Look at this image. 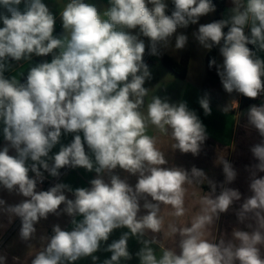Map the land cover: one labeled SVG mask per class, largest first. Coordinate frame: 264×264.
I'll list each match as a JSON object with an SVG mask.
<instances>
[{"label":"clouds","instance_id":"clouds-1","mask_svg":"<svg viewBox=\"0 0 264 264\" xmlns=\"http://www.w3.org/2000/svg\"><path fill=\"white\" fill-rule=\"evenodd\" d=\"M172 2L174 10L167 15L165 0H109L105 19L95 5L69 0L60 12L66 35L57 38L53 35L56 18L43 0H0V122L7 142L0 149V186L26 198L15 205H6L0 199V211L10 222L14 217L20 219L23 241L34 237L35 225L49 214H67L73 225L71 230L54 225L51 237L42 238L47 239L46 246L35 254L31 264H74L85 257L95 262L98 257L94 254L113 230L127 228L128 232L104 249L111 256L103 264H120L122 258H132L128 250L130 235L143 236L146 230L161 232L164 220L160 204L170 205L175 217L185 214L184 185L191 183L189 174L180 168L161 167L167 161L156 138L146 130L149 124L162 133L170 128L175 140L172 147L193 155L199 153L206 130L185 102L170 104L154 96L147 105V115L140 111L148 95L145 81L151 77L143 59L146 44L140 36L150 42L149 55L159 56L158 43L166 44L177 28L197 24L200 17L214 12L215 6L211 0ZM233 4L229 19L201 24L194 35L206 49L223 41L219 49L222 65H216L215 59L209 62V67L216 66L223 89L256 99L264 95V60L257 58L248 45L264 49V0H247L246 5L233 0ZM246 27L250 35H246ZM124 29L139 31L133 34ZM187 40L186 35L176 36L175 47L183 49ZM33 54H51L52 59L32 66L24 83L5 77L9 59L30 60ZM199 103L209 115L208 100L202 98ZM247 118L264 137V104L251 106ZM62 130L75 135L50 157ZM251 151L258 160L257 171L264 172V143ZM65 167L95 171L97 178L90 181L89 188L72 189L58 183L47 191L36 190L37 180L44 179L41 169L58 177ZM117 168L138 175L134 187L115 174L108 182L104 180L102 174ZM223 172L225 183L236 177L227 161H223ZM191 174L204 175L195 167ZM250 190L253 194L236 215L243 223L252 214L257 225L254 230H234L233 239L227 242L221 239L213 243L205 238L214 219L241 199L238 190L222 187L214 198H201V214L190 227L169 226L171 233L181 236L179 254L164 249L157 258L149 246L156 243L155 238L143 240L144 246L136 253L140 264H264V177L253 178ZM65 191L74 199H68ZM141 199L147 210L143 216L138 215ZM13 260L18 262L19 258ZM0 264H6L3 255Z\"/></svg>","mask_w":264,"mask_h":264},{"label":"crops","instance_id":"crops-1","mask_svg":"<svg viewBox=\"0 0 264 264\" xmlns=\"http://www.w3.org/2000/svg\"><path fill=\"white\" fill-rule=\"evenodd\" d=\"M43 2L49 7L50 11L56 18L55 29L61 31L63 36L66 35L62 21L60 19V12L63 7L69 2V0H43ZM85 3L93 4L97 7L101 16L110 7L109 0H84ZM247 0H242V3L246 5ZM167 4L166 14L168 15L173 8L172 0H165ZM150 8L151 4L148 5ZM234 7L233 0H226V7L222 14V19H229L232 15L231 9ZM23 10V3L20 5ZM213 13H209L199 18L201 24L211 23L213 19ZM106 19V17H103ZM2 26V24H0ZM193 24H189L187 28H177L176 33L169 38L167 43L160 42L157 44V49L160 53L159 56H153L156 61V65L148 67L151 73L150 79H146L144 87L148 89V95L144 97V103L140 108V111L146 116L147 105L151 102L154 96L160 97L162 100H166L170 104H179L185 102L189 110L194 111L206 130V139L201 144L200 151L197 155L192 153H182L178 149H174L172 145L175 140L171 137V129L169 128L166 133H162L158 128L149 124L147 128V134L153 136L157 140V147L164 154L167 163L161 167L166 168H180L188 172L191 183H186L185 196H184V208L185 214L182 217H175L172 215L173 209L170 205L160 204V215L163 217L164 225L159 233H152L150 230H146L143 236H131L128 240V250L132 256L130 260L120 261V264H140L139 258L136 253L144 246L142 241H151L155 238L156 243H152L149 246L154 250L157 258H159L164 249H172L179 254V243L181 236L179 233H171L169 226L175 225L177 228L190 227L194 218L201 214L202 203L201 198L205 195H212L213 198L220 194L222 187L238 190L241 194V199L234 201L229 210L219 214V219H214L212 225L208 226L206 230L205 238L210 242L219 243L221 239L226 242L232 240V233L234 230L252 231L257 225L254 216L249 214L248 219L243 223L239 222L237 218V211H239L241 205L249 198L253 193L250 190V183L253 178L264 177V172H258L256 165L258 160L254 157L251 149L257 144L264 143V137H261L258 130L248 123L247 112L248 109L253 106H259L264 104V95L255 103L244 109L239 108L240 94H229L224 89L222 84L219 88L213 92L203 95L201 92V84L205 79V67L202 64V71L197 70L194 66V60L190 62L189 70L185 78L176 75L174 72L164 67L162 60L164 56L170 57L172 60L178 62L181 56L190 52L192 49L186 44L183 49H177L175 47L176 36L180 35L184 30H189L187 43L192 42L195 38L196 28L191 30ZM133 34H136L139 30H128ZM245 33L250 35V29L245 28ZM63 38V37H62ZM143 39L146 46L149 45L147 37L140 36ZM222 46V45H221ZM220 46V47H221ZM219 47V49H220ZM210 49L204 48L203 60L206 62V54ZM251 50L255 56L261 60H264V49H260L258 45H252ZM194 53V52H193ZM220 51L218 50V61L221 58ZM156 58H159L158 61ZM52 55L48 57L32 55L30 60H21L19 62L11 61L9 59V68L5 71L6 78L15 77L22 83L23 78L27 77L28 70L41 62H50ZM155 63L152 59V64ZM151 64V65H152ZM195 72V78L190 77V73ZM206 98L209 102L211 113L205 115L203 108L200 106L199 100ZM75 134L69 133L62 135L58 144H56L49 156H54L59 152L62 146H65L71 142ZM82 135V133H81ZM6 141L3 137V124L0 122V149L6 145ZM85 150L89 156L94 160V156L87 145ZM11 155H15L14 150H10ZM223 161L229 162L236 172V177L231 183H225V174L223 172ZM28 163H32L30 160ZM52 160H49L51 165ZM195 167L198 170H202L204 175L196 177L191 174V169ZM61 170V169H60ZM59 170V171H60ZM43 175L52 177L49 173L41 169ZM118 175L121 179H126L131 186H135L138 175H132L126 171L117 168L112 173L102 174L106 182L109 181L110 175ZM97 178L95 171H87L84 168H71L65 175L62 183L69 185L72 189L76 188H89L90 181ZM215 185V192H212V186ZM37 191H42L37 187ZM65 195L68 199H74L71 192L65 191ZM0 199L6 201V205H15L26 199L22 195H18L15 192L9 193L6 189L0 186ZM151 201V197H147ZM156 203L155 201H151ZM144 200H140L141 210L138 213L139 216L147 214V210L143 208ZM64 205H61L63 209ZM82 219V217H77ZM71 218L67 214H61L56 216L49 214L47 219H41L36 225V233L34 237L29 241H23L20 238L19 232L21 228V221L18 217H14L11 222L7 214L0 211V255L6 257V264H31V260L35 257V254L46 246L47 239L53 234V226L59 225L64 230H71L73 225L70 223ZM251 225V227H249ZM127 228H118L113 230L109 240L102 242L101 249L95 253L98 260L93 262L91 257L81 258L74 262V264H103L105 259H109L110 252L105 251L109 244L118 240L123 233L128 232ZM238 243V242H236ZM262 255H264V246H261ZM13 257H18L19 261L13 260ZM238 264V262H237Z\"/></svg>","mask_w":264,"mask_h":264},{"label":"trees","instance_id":"trees-1","mask_svg":"<svg viewBox=\"0 0 264 264\" xmlns=\"http://www.w3.org/2000/svg\"><path fill=\"white\" fill-rule=\"evenodd\" d=\"M215 4H216V6H215V14H216L215 20L219 21V20H221L222 14L225 10L226 0H215ZM173 7H174V4H173ZM224 31L227 32L228 29H224ZM54 36L57 38H62L63 34L61 31H56ZM221 44H223V41H221ZM219 47H220V45L213 46L206 54V76H205V79L203 80V82L201 84V92L204 95L217 90L221 84L220 78L217 75L216 66L214 65L212 67H209V62L213 59H215L216 65L218 64ZM248 47L251 49L252 45L249 44ZM190 62H191V56L189 53H184L181 56L180 61H178V62L172 60L168 56H164V58L162 60V63L166 68H168L169 70H171L176 75H178L182 78L186 77L188 70H189ZM25 81H26V77L23 78L22 83H24ZM232 94H235V92H233ZM261 96L257 97L256 99H250V98L244 97L243 95L240 94L239 108L244 109L246 107L251 106L252 104H255L261 98Z\"/></svg>","mask_w":264,"mask_h":264},{"label":"rangeland","instance_id":"rangeland-1","mask_svg":"<svg viewBox=\"0 0 264 264\" xmlns=\"http://www.w3.org/2000/svg\"><path fill=\"white\" fill-rule=\"evenodd\" d=\"M213 13V19L211 22H214L216 21L215 20V17H216V14H215V11L212 12ZM222 20V18H221ZM207 24V23H206ZM201 25V22L200 20L198 21L197 24H193V26L190 28L191 30L194 31V29L196 28V32H198V28L199 26ZM194 27V29H192ZM227 29V28H225ZM180 34H183V35H186L188 37V34H189V30H184L183 32H181ZM190 49H192L190 52H186V53H189L190 56H191V61L194 60V66L197 70H201L202 71V64L204 65L205 67V74H206V62L203 60V56H204V47L198 42L197 39H194L192 42H188L186 43ZM223 45V44H221ZM220 45V46H221ZM194 52V53H193ZM152 59L155 63L152 64ZM159 58H156V60L158 61ZM180 61V59L178 60ZM223 63V57L220 58V62L218 61V64L217 65H222ZM152 64V65H151ZM156 65V61L155 59L153 58V56H151V63L148 65V67H153ZM165 67V66H164ZM168 69V68H167ZM169 70V69H168ZM171 71V70H170ZM190 77H194L195 78V72H191L190 73ZM232 94V93H231ZM204 95V94H203ZM206 95V94H205ZM65 177V176H64ZM64 177L62 178V180L64 179ZM62 183V181H61Z\"/></svg>","mask_w":264,"mask_h":264},{"label":"built area","instance_id":"built-area-1","mask_svg":"<svg viewBox=\"0 0 264 264\" xmlns=\"http://www.w3.org/2000/svg\"><path fill=\"white\" fill-rule=\"evenodd\" d=\"M174 10V7L172 8V10L170 11V13L168 15H171L172 11ZM248 35V34H246ZM49 56V55H48ZM48 56H44V57H48ZM151 56L149 55V47L146 46V51H145V55H144V62L149 65L151 63ZM71 169V167H65L62 168L59 172L60 175L58 177H47L45 175L44 179L42 182H40L39 180H37V187L41 188L42 191H47L49 190L51 187L55 186L58 183H61L62 178L66 175V173ZM29 175L33 178H35V174L34 173H29ZM1 246V244H0Z\"/></svg>","mask_w":264,"mask_h":264},{"label":"water","instance_id":"water-1","mask_svg":"<svg viewBox=\"0 0 264 264\" xmlns=\"http://www.w3.org/2000/svg\"><path fill=\"white\" fill-rule=\"evenodd\" d=\"M211 2H212V4H213L214 6H216V4H215V0H211Z\"/></svg>","mask_w":264,"mask_h":264}]
</instances>
